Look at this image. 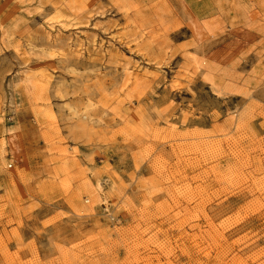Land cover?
Returning <instances> with one entry per match:
<instances>
[{
    "label": "rangeland",
    "instance_id": "obj_1",
    "mask_svg": "<svg viewBox=\"0 0 264 264\" xmlns=\"http://www.w3.org/2000/svg\"><path fill=\"white\" fill-rule=\"evenodd\" d=\"M68 1L72 10L45 2L20 14L14 0H0L9 36L0 131L12 119L18 150L0 161V264H264V0H97L106 10L98 29L80 24L91 0ZM118 2L130 3L127 15ZM59 16L65 30H44ZM91 32L104 54L90 47ZM147 35L160 47L149 51ZM118 39L134 72H165L125 90L107 59ZM186 49L208 69L171 80L178 66L193 69ZM41 70L51 76L44 107L35 104L39 84L26 91L19 81ZM226 84L236 92L221 98ZM95 181L106 199L85 206Z\"/></svg>",
    "mask_w": 264,
    "mask_h": 264
},
{
    "label": "bare ground",
    "instance_id": "obj_2",
    "mask_svg": "<svg viewBox=\"0 0 264 264\" xmlns=\"http://www.w3.org/2000/svg\"><path fill=\"white\" fill-rule=\"evenodd\" d=\"M97 0H91L90 1V3L88 4V6H87V8L84 10V13L83 14H79L80 15V17H79V19H80V24H81V26H83V27H85V28H88V27H90V26H93L94 28H96V29H98L99 28V26H100V23H101V20H100V17L101 16H104L105 14H106V10H104L105 8L103 7V6H99V5H97L95 2H96ZM100 1V0H99ZM115 1V0H114ZM120 1V0H119ZM124 1H126V0H124ZM129 1V0H128ZM14 2H15V4H16V6H17V10H16V12L18 11L20 14H31V13H33V12H36L37 10V6L40 4V3H45V2H50L51 3V6H52V9H53V11H55V12H59V11H61V12H65L66 10H72L74 7H73V5L68 1V0H14ZM116 2V1H115ZM120 2H122V1H120ZM120 4V5H119ZM125 4V3H119L118 2V9L116 8V6H115V8H116V10H121V12L120 13H122L123 12V14H128V13H125V12H129L128 10L130 9L129 8V2H128V7H126V5H125V7L126 8H123V5ZM114 5V4H113ZM122 5V6H121ZM104 6H106V5H104ZM109 7V6H108ZM127 8H129L128 10H124V9H127ZM109 9V8H108ZM34 10H36V11H34ZM111 11V10H110ZM110 13V12H109ZM109 13L107 14V15H109ZM131 13V12H130ZM123 17H125V16H123ZM48 18H46L45 20H47ZM54 19V18H53ZM52 18L50 19L49 18V20H47L46 22H45V24L42 26L43 28H44V30H46V31H48L49 29H61V28H63L64 30H65V28H67L66 27V25H65V22L63 21V20H61L60 19V16L58 17V18H55L54 20H53ZM44 20V21H45ZM76 20V19H75ZM73 22V21H72ZM245 23H247L246 21H245ZM69 24L70 23H68V26H69ZM103 24V23H102ZM101 24V25H102ZM139 25V24H138ZM231 25V24H230ZM229 25V26H230ZM78 26H80V25H78ZM247 26V25H246ZM70 27V26H69ZM231 27V26H230ZM250 27V26H249ZM71 28V27H70ZM75 28V27H74ZM141 28V27H140ZM260 28V27H259ZM144 29V28H143ZM141 30H142V28H141ZM138 31V30H137ZM235 32V31H234ZM242 32V31H241ZM92 33V41L90 42V47L93 49V51H95V50H98L100 53H102L103 52V54H104V52H105V50L106 49H104V44H101V43H99L98 44V46H97V42H98V40H97V38H96V33H94V32H91ZM90 33V34H91ZM107 33V32H106ZM144 33H145V31H144ZM247 33V32H246ZM54 34H56V33H54ZM60 34V33H59ZM69 34V33H68ZM147 34V33H146ZM149 34V33H148ZM141 35V34H140ZM143 35V34H142ZM149 35H151V34H149ZM112 36V35H111ZM238 36V35H237ZM50 37V35L48 36H46L45 37V39H48ZM140 37V36H139ZM138 37V38H139ZM142 37H144V36H141V38ZM9 38V36L2 30V29H0V49H2L3 47H4V45H5V42H6V40ZM137 38V39H138ZM141 38H139V39H141ZM121 39V38H120ZM147 39L149 40L148 41V43L147 44H149V46L151 47V49L149 50V51H153V50H155V49H157V48H159L160 47V44H158L154 39H152V38H150V37H148V35H147ZM36 40V39H35ZM142 40H143V38H142ZM142 40H141V42H142ZM234 40V39H233ZM236 40V39H235ZM55 41V40H54ZM67 41H68V45H69V47L70 48H72L73 46H74V44H76L77 43V41H71L69 38L67 39ZM66 41V42H67ZM138 41V40H137ZM47 42V41H46ZM73 42V43H72ZM87 42V41H86ZM120 43H121V41L118 39L117 41H116V43H112V42H110V41H108V45H109V47L110 48H113L114 50H115V52H116V54H114L111 58H108L107 57V59L108 60H110V61H108V62H111V64H109V66L111 65V66H114L115 67V70H119V71H121L120 73H123V75H122V79H123V87L125 88V90H126V87H128V86H130V85H134V86H140L141 85V83H143L142 81H143V79L145 78V80L147 81V82H152V81H154V74L157 72V71H162V72H165L164 70H162V66H159V67H156L155 68V70L154 71H152V72H149L146 68H144V71L143 72H134L133 71V69L130 67L131 66V63L133 62L132 60V57L131 56H126L125 54H122V51L120 50V48L118 47L119 45H120ZM237 43V42H236ZM118 45V46H117ZM124 46V45H123ZM25 48L27 49V48H29L30 49V47L29 46H25ZM75 48H76V56H81L82 55V52H83V44H82V42H79V44L77 45V46H75ZM34 49V48H33ZM43 49V48H42ZM32 50V49H31ZM49 50V49H48ZM1 51V50H0ZM28 51V50H27ZM33 51V50H32ZM36 52H37V54L38 53H40L39 55L42 57V60H43V58H53V57H55L56 58V52L55 51H53V49H52V51H45V50H41L40 52H38L37 51V49L35 50ZM111 51V50H110ZM160 51H161V49H160ZM34 52V51H33ZM59 52V51H58ZM29 53H32V52H29ZM146 53H148V52H146ZM146 53L145 54H142V56H146ZM32 54H34V56H35V53H32ZM59 54V53H58ZM62 53H60L59 55H61ZM134 54V53H133ZM138 54V53H137ZM38 55V56H39ZM140 55V54H139ZM184 55L187 57V60L190 62V65L192 66V68L193 69H188V67H185V66H183V65H180V66H178L179 68H178V71L176 72V73H174V74H172V76H171V80L172 79H174L176 76H177V73H179L180 71H185V75H184V77H183V79H184V81L186 82V83H188L189 81H190V79H189V76H187V73L189 72V70H192V71H195L194 73H201L202 72V69H208V68H203V67H205V62L203 61V58L201 57V56H199L198 55V53H197V51H194L193 49H192V51H187V49H186V51L184 52ZM39 56V57H40ZM63 56H64V53H63ZM111 56V55H110ZM183 56V55H182ZM37 57V56H36ZM40 57V58H41ZM64 58V57H63ZM78 58V57H77ZM58 59V58H57ZM60 59V58H59ZM65 59H66V57H65ZM104 59V58H103ZM48 60V59H47ZM52 60V59H51ZM55 60V59H54ZM64 60V59H63ZM62 60V61H63ZM39 61V60H38ZM65 61V60H64ZM102 61V60H101ZM132 61V62H131ZM141 61V60H140ZM41 62V61H40ZM137 62V61H136ZM209 62H210V60H209ZM140 63V62H139ZM212 63V62H211ZM107 64V63H106ZM137 64H138V62H137ZM182 64V63H181ZM204 64V65H203ZM135 65V64H134ZM207 65V64H206ZM212 65V64H211ZM110 66V67H111ZM215 66V65H214ZM137 67H138V65H137ZM142 67V66H141ZM140 67V68H141ZM208 67H209V65H208ZM103 68V67H102ZM104 68H106V67H104ZM103 68V69H104ZM108 68V67H107ZM102 69V70H103ZM210 69V68H209ZM100 70V69H99ZM104 70H106V69H104ZM109 70V69H108ZM114 70V71H115ZM135 70V69H134ZM138 70H139V68H138ZM137 70V71H138ZM143 70V69H142ZM207 71V70H206ZM103 72V71H102ZM216 72V71H215ZM189 73H191V71L189 72ZM232 73V72H231ZM119 74V73H118ZM190 75V74H189ZM230 75H233V74H229L228 76H230ZM117 76V75H116ZM234 76V75H233ZM204 77H206V75L204 76ZM15 78V77H14ZM50 78H51V76H50V74H48V73H46L44 70H41V71H39V73H38V75H25L24 77H19V81L22 83V85H23V87H24V90H26V91H28L33 85H35V84H39V89L38 90H40L39 91V94H38V96H37V94H36V96H37V99L35 100V104H37V105H39V107H44L45 105H46V102H43V94L45 93V91L47 90V86H48V84H49V82H50ZM115 78V77H114ZM164 78L165 79H167V77L166 76H164ZM223 78H224V75H223ZM225 79H226V77H225ZM229 79L231 80V79H233L234 80V78L232 77H229ZM121 80V79H120ZM232 80V81H233ZM116 81H117V79H116ZM237 81V79H235L234 80V82H236ZM154 83V82H153ZM152 83V84H153ZM227 83V82H226ZM230 83V82H229ZM232 83V82H231ZM237 83H238V81H237ZM140 84V85H139ZM151 84V83H150ZM233 84V83H232ZM148 85V84H147ZM225 85V84H224ZM223 85V86H224ZM235 85V84H234ZM16 86V85H15ZM222 86V87H223ZM239 86L241 87V85H237L235 88L237 89V90H239L238 88H239ZM147 87V86H146ZM225 87H227V84H226V86ZM232 87V85L230 86V84H229V86L227 87V90H226V88L225 89H222V90H226L225 91V93H224V91L222 92V93H220V92H218L217 91V94L222 98V97H225L226 95L228 96V92L229 91H231V89H233V88H231ZM234 87V86H233ZM147 89V88H146ZM120 90H121V88H120ZM128 90H131V89H128ZM127 90V91H128ZM235 92H236V90L235 89H233ZM221 91V90H220ZM215 92V91H214ZM231 92H233V91H231ZM122 93V92H121ZM230 93V92H229ZM246 93L247 92H244V93H242L243 94V97H244V94L246 95ZM250 93V92H249ZM242 94H241V96H242ZM230 96H231V94H229ZM233 95V94H232ZM249 95V94H248ZM35 96V95H34ZM247 96V95H246ZM245 96V97H246ZM251 96V95H250ZM247 98V97H246ZM12 99V98H11ZM224 99V98H223ZM10 105H11V103H9ZM13 105V104H12ZM236 109V108H235ZM7 110H10V109H7ZM49 110V109H48ZM10 111H13L12 109L10 110ZM48 112V111H47ZM230 112V111H229ZM228 113V112H227ZM228 115V114H227ZM233 116V115H232ZM231 116V117H232ZM233 118V117H232ZM234 119V118H233ZM11 120L12 119H9V120H4L3 122H2V126H1V131H0V136H1V141H0V161H1V163L3 164V165H6V163H7V161L8 160H11V159H14L15 157V154L17 153V147H16V145H15V134H14V130H13V126L11 125ZM234 121V120H233ZM1 122V121H0ZM167 123V122H166ZM168 124H170V123H168ZM217 145H219V144H217ZM214 146H215V143H214ZM221 147V146H220ZM206 148V147H205ZM207 149V148H206ZM212 149V148H211ZM217 149V148H216ZM222 149V148H221ZM199 151V150H198ZM216 151H218V150H216ZM64 152H65V155H64V157L66 158V159H73V158H71L68 154H67V150L65 149L64 150ZM214 152V151H213ZM218 152H220V151H218ZM200 153V152H199ZM206 153V152H205ZM210 153H211V151H210ZM204 154V153H203ZM200 155V154H199ZM207 155V154H206ZM213 155V154H212ZM212 155H210V157L212 156ZM205 157V156H204ZM213 157H215V156H213ZM217 157V156H216ZM206 158V157H205ZM219 158V157H218ZM212 160V159H211ZM214 160V159H213ZM216 160H217V158H216ZM207 163V162H206ZM215 163V162H214ZM64 164H66V161H65V163ZM77 162L76 161H72V167H76L77 166ZM79 165V164H78ZM213 166V165H212ZM211 165H210V167H212ZM0 167H2V166H0ZM11 166H8V168H10ZM209 168V167H208ZM216 168V167H215ZM82 170V169H81ZM89 170V169H88ZM206 170V169H205ZM79 171H80V169H79ZM213 171V170H212ZM211 171V172H212ZM82 171H80V173H81ZM214 174V173H213ZM90 176H92V175H90ZM264 178V177H263ZM11 179V178H10ZM261 179V178H260ZM11 181V180H10ZM89 181V180H88ZM96 182V181H95ZM88 183V182H87ZM253 184H255V183H253ZM87 186H88V190H89V195L88 196H90V197H88V198H86L85 199V202H84V204H85V206L87 205H91V203L92 202H96L97 201V199L98 200H102L103 198H104V193H103V187L98 183V182H96L95 184H92V183H88L87 184ZM252 189V188H251ZM241 190V189H240ZM253 190V189H252ZM251 190V191H252ZM249 193V192H248ZM201 195V194H200ZM202 195H203V193H202ZM238 195V194H237ZM251 196V195H250ZM257 196V195H256ZM201 197V196H200ZM207 197V196H206ZM79 198V197H78ZM202 198V197H201ZM205 198V197H204ZM208 198V197H207ZM262 198V197H261ZM104 199H106V198H104ZM252 200V204H254L253 203V199H251ZM256 200H258V199H256ZM83 200H81V202H82ZM202 201V200H201ZM79 202V201H78ZM103 202H106V201H103ZM259 202H260V200H259ZM204 203V202H203ZM255 203H257V202H255ZM261 204H262V202H260ZM259 203V204H260ZM93 204V203H92ZM99 204V203H98ZM102 204V203H101ZM248 204H249V202H248ZM250 204H251V202H250ZM249 204V205H250ZM78 205V204H77ZM243 205H245V204H243ZM258 205V204H257ZM246 206V205H245ZM253 206V205H252ZM259 206V205H258ZM90 207V206H89ZM103 207H106V206H103ZM254 207V206H253ZM75 208H77V207H75ZM263 208V207H262ZM79 209V208H78ZM88 209V208H87ZM92 209V208H91ZM200 209V208H199ZM202 209V208H201ZM248 209V208H247ZM250 209V208H249ZM248 209V210H249ZM253 209V208H252ZM259 210H260V208H258ZM74 210V209H73ZM89 210V209H88ZM241 209H239V211H240ZM245 210V209H244ZM244 210H241V212L242 211H244ZM251 210V209H250ZM253 210H255V209H253ZM80 211V210H79ZM199 211V210H198ZM201 211V210H200ZM203 211V210H202ZM258 211V210H257ZM74 212V211H73ZM89 212V211H88ZM87 212V213H88ZM203 212H205V211H203ZM249 212V211H248ZM252 212V211H251ZM79 213V212H78ZM185 213H186V211H185ZM243 213H245V212H243ZM77 214V213H76ZM93 214V213H92ZM198 214V213H197ZM201 214H203V213H201ZM239 214V213H238ZM242 214V213H241ZM195 215V214H194ZM204 215H207L206 213L204 214ZM252 215H253V213H252ZM77 216V215H76ZM229 216V215H228ZM246 216V215H245ZM250 216H251V214H250ZM203 217V216H202ZM227 217V216H226ZM230 217H231V215H230ZM229 217V218H230ZM234 217V216H233ZM237 217H240V216H237ZM207 218H208V216H207ZM206 218V219H207ZM242 218V217H241ZM209 219V218H208ZM236 219V218H235ZM245 219V218H244ZM247 219V218H246ZM224 220V219H223ZM222 220V221H223ZM227 220H228V218H227ZM226 219H225V221H227ZM207 221V220H206ZM209 221V220H208ZM225 221H223V222H225ZM228 221H230V219L228 220ZM236 221H239L238 219H236ZM243 221V220H242ZM241 221V222H242ZM212 222V221H211ZM208 223L209 224V226L212 224L213 225V223ZM222 222V223H223ZM241 222H239V223H241ZM233 223V222H232ZM235 223V222H234ZM219 224V223H218ZM228 224V223H227ZM238 224V223H237ZM222 225V224H221ZM225 225H226V223H225ZM230 225V224H229ZM198 226V225H197ZM220 226V225H219ZM234 226H236L235 224L233 225V227ZM199 227V226H198ZM204 227V226H203ZM211 227V226H210ZM224 227V229H225V226H223ZM226 227H228V226H226ZM223 229V228H222ZM221 229V230H222ZM204 230V229H203ZM211 230H216V229H214L213 228V226L211 227ZM227 230H228V228H227ZM260 231V230H259ZM206 232V231H205ZM208 232V231H207ZM216 232V231H215ZM219 232V231H218ZM195 233V232H194ZM197 234V233H196ZM195 234V235H196ZM216 234V233H215ZM194 235V236H195ZM217 235V234H216ZM219 235V234H218ZM221 235V234H220ZM220 235L218 236V237H220ZM222 235H223V233H222ZM199 236V235H198ZM253 236V235H252ZM223 237V236H222ZM242 237V236H241ZM208 238V237H207ZM239 238V237H238ZM203 239V238H202ZM212 239V238H211ZM237 239V238H236ZM241 239V238H240ZM248 239V238H247ZM198 240V239H197ZM210 240V239H209ZM215 240V239H214ZM220 240V239H219ZM222 240H223V238H222ZM239 240V239H238ZM204 241H206V240H204ZM226 241V240H225ZM253 241V240H252ZM193 242V241H192ZM222 242V241H221ZM234 242V241H233ZM251 242V241H250ZM254 242V241H253ZM252 242V243H253ZM212 243V242H211ZM217 244V243H216ZM229 244V243H228ZM247 244V243H246ZM227 246V245H226ZM246 246H248V245H246ZM210 247H211V245H210ZM218 247V246H217ZM220 247V246H219ZM229 247V246H228ZM245 247V246H244ZM243 247V248H244ZM224 248H226V247H224ZM223 248V249H224ZM242 248V247H241ZM259 248H261V247H259ZM222 249V250H223ZM240 249V248H239ZM264 249V248H263ZM261 250V249H260ZM188 251V250H187ZM257 251V250H256ZM231 252V251H230ZM229 252V253H230ZM187 253V252H186ZM223 253V252H222ZM237 253V252H236ZM245 253V252H244ZM220 255V254H219ZM234 255H235V253H234ZM233 255V256H234ZM239 255V254H238ZM237 255V256H238ZM223 256V255H222ZM228 256V255H227ZM236 256V257H237ZM259 256V255H258ZM217 257V256H216ZM232 257V256H231ZM246 257V256H245ZM256 257V256H255ZM243 258V257H242ZM251 258V257H250ZM218 260L220 259L219 258V256H218V258H217ZM223 259V258H222ZM231 259V258H230ZM248 259V258H247ZM236 260V259H235ZM237 261V260H236ZM241 261V260H240ZM222 262V261H221ZM232 262V261H231ZM234 262V261H233ZM243 262V261H242ZM226 263V262H225ZM225 263H222V264H225ZM221 264V263H220ZM236 264V263H235ZM239 264V263H238Z\"/></svg>",
    "mask_w": 264,
    "mask_h": 264
}]
</instances>
